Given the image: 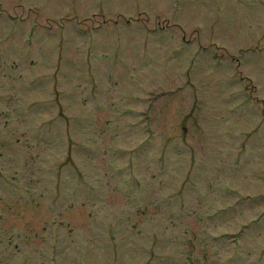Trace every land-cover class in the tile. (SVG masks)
Here are the masks:
<instances>
[{"label":"rangeland","instance_id":"obj_1","mask_svg":"<svg viewBox=\"0 0 264 264\" xmlns=\"http://www.w3.org/2000/svg\"><path fill=\"white\" fill-rule=\"evenodd\" d=\"M0 264H264V0H0Z\"/></svg>","mask_w":264,"mask_h":264}]
</instances>
